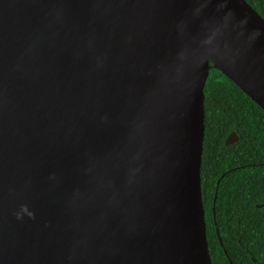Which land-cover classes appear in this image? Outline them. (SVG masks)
Returning <instances> with one entry per match:
<instances>
[{
    "label": "water",
    "instance_id": "obj_1",
    "mask_svg": "<svg viewBox=\"0 0 264 264\" xmlns=\"http://www.w3.org/2000/svg\"><path fill=\"white\" fill-rule=\"evenodd\" d=\"M212 70L264 111L245 0H0V264H213Z\"/></svg>",
    "mask_w": 264,
    "mask_h": 264
},
{
    "label": "trees",
    "instance_id": "obj_2",
    "mask_svg": "<svg viewBox=\"0 0 264 264\" xmlns=\"http://www.w3.org/2000/svg\"><path fill=\"white\" fill-rule=\"evenodd\" d=\"M245 1L264 18V0ZM204 93L201 178L212 262L264 264V111L217 70L210 72ZM233 133L239 141L227 147ZM228 221L235 225L234 235ZM248 231L255 233L250 241L243 235ZM244 247L256 263L242 258Z\"/></svg>",
    "mask_w": 264,
    "mask_h": 264
},
{
    "label": "flooded vegetation",
    "instance_id": "obj_3",
    "mask_svg": "<svg viewBox=\"0 0 264 264\" xmlns=\"http://www.w3.org/2000/svg\"><path fill=\"white\" fill-rule=\"evenodd\" d=\"M237 135V134H236ZM238 137V136H237ZM238 141H239V137H238ZM237 141V142H238ZM236 144V143H235ZM214 221H215V227L217 226L216 224V217H215V214H214ZM228 229H229V232L231 235H234L235 234V230H234V226L232 223H230V221H228ZM249 228H252V226H248ZM249 230V229H248ZM219 232V229L216 227V233L218 234ZM255 233H253V231H248V232H245L243 233V235H245L247 237V239L250 241V236L253 235L254 236ZM257 236L260 237L262 236V233L261 232H256ZM245 248V247H244ZM246 249V252H247V255H242V258L244 259H247V258H250L254 263L257 262V260L255 259V257L251 254H249V251L247 248Z\"/></svg>",
    "mask_w": 264,
    "mask_h": 264
}]
</instances>
